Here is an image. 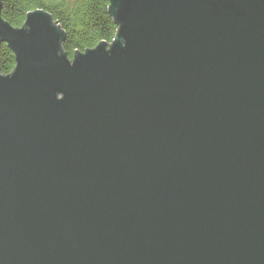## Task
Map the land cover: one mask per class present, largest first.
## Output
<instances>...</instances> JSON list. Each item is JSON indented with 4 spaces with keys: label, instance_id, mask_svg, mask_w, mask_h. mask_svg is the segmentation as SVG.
Segmentation results:
<instances>
[{
    "label": "water",
    "instance_id": "water-1",
    "mask_svg": "<svg viewBox=\"0 0 264 264\" xmlns=\"http://www.w3.org/2000/svg\"><path fill=\"white\" fill-rule=\"evenodd\" d=\"M108 1L70 60L0 0V264H264V0Z\"/></svg>",
    "mask_w": 264,
    "mask_h": 264
},
{
    "label": "trees",
    "instance_id": "trees-1",
    "mask_svg": "<svg viewBox=\"0 0 264 264\" xmlns=\"http://www.w3.org/2000/svg\"><path fill=\"white\" fill-rule=\"evenodd\" d=\"M108 0H2L1 15L14 28H23L29 13L42 10L64 32L62 50L72 60L100 43L110 44L118 25L109 13ZM16 67L14 53L0 40V74L7 76Z\"/></svg>",
    "mask_w": 264,
    "mask_h": 264
},
{
    "label": "rangeland",
    "instance_id": "rangeland-1",
    "mask_svg": "<svg viewBox=\"0 0 264 264\" xmlns=\"http://www.w3.org/2000/svg\"><path fill=\"white\" fill-rule=\"evenodd\" d=\"M116 37V36H115ZM114 40V39H113ZM113 40H112V42H113ZM112 42L110 43V45L112 44Z\"/></svg>",
    "mask_w": 264,
    "mask_h": 264
}]
</instances>
